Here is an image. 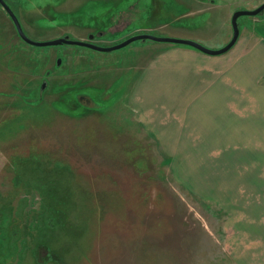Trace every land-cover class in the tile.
<instances>
[{"label":"rangeland","instance_id":"1","mask_svg":"<svg viewBox=\"0 0 264 264\" xmlns=\"http://www.w3.org/2000/svg\"><path fill=\"white\" fill-rule=\"evenodd\" d=\"M7 2L34 41L215 50L264 0ZM238 24L198 68L30 45L0 8V264H264V68H240L264 11Z\"/></svg>","mask_w":264,"mask_h":264},{"label":"water","instance_id":"2","mask_svg":"<svg viewBox=\"0 0 264 264\" xmlns=\"http://www.w3.org/2000/svg\"><path fill=\"white\" fill-rule=\"evenodd\" d=\"M0 5L2 6L5 13L8 15L10 20L12 21V24H13L18 36L23 41H25L26 43H28L30 45H34V46H55V45L66 44V45L83 46V47L91 48V49H94L97 51L108 52V51H112L115 49L125 47L128 44H130L136 40L151 39L154 41L170 42V43H176V44H181V45H187V46L193 47L196 50L201 51V52H203L207 55H211V56H218V55L224 54L227 51H229L235 45V43L238 40L239 32H240L239 24H238V18L240 16H243V15L255 16V15H259V14L263 13V11H264V3H262L260 6L254 8L252 10H236L235 12H233V14L231 16L232 36H231L230 40L221 48L213 50V49H208L205 46H203L202 44L195 42V41H191V40H187V39H177V38H171V37H159V36H154V35H150V34H136V35H133V36L127 38L126 40L120 42L119 44L109 46V47H101V46H98V45L92 43L90 41V39H92L93 35H90L89 40H86V41L85 40L84 41L73 40V39H70L68 37H62V38H57V39L47 40V41H34L25 35L15 12L9 7V5L5 2V0H0ZM57 63L60 64V60H58ZM45 85H46V83L43 82L41 89H43L45 87Z\"/></svg>","mask_w":264,"mask_h":264},{"label":"crops","instance_id":"3","mask_svg":"<svg viewBox=\"0 0 264 264\" xmlns=\"http://www.w3.org/2000/svg\"><path fill=\"white\" fill-rule=\"evenodd\" d=\"M261 35L263 36V41L261 43L260 42L258 43V47L252 48L251 50H249L247 52V54L249 56H246L245 61L241 62L240 68H264V35L263 34H261ZM237 42H238V40H237ZM237 42L235 43V45L237 44ZM259 49H262V50H259ZM178 53L179 54L182 53L181 56L182 55L184 56L186 51L184 49H180V48L179 49L169 48L168 50L166 49L165 51H161L159 54L157 53L154 57L165 56L167 61H168L167 68H174V67L175 68H182L183 66H185L184 64L188 60H186L183 56L182 57L181 56L176 57ZM224 54H221L218 56H212V58H204L205 59L204 63L196 61L201 65L198 68H206L207 62H209V61L215 62L217 57H220ZM214 58H215V61H214ZM159 62H164V61H159ZM190 86H192V85H190ZM190 86H188V88H190ZM193 87H198V83H195V85ZM190 100L191 99H189V101Z\"/></svg>","mask_w":264,"mask_h":264},{"label":"flooded vegetation","instance_id":"4","mask_svg":"<svg viewBox=\"0 0 264 264\" xmlns=\"http://www.w3.org/2000/svg\"><path fill=\"white\" fill-rule=\"evenodd\" d=\"M5 2L8 4V2H7V0H5ZM9 5V4H8ZM9 7L12 9V7L9 5ZM0 8L1 9H3L2 8V6L0 5ZM13 10V9H12ZM4 11V10H3ZM5 12V11H4ZM8 16V15H7ZM10 19V18H9ZM12 22V21H11ZM136 32H138V31H136ZM137 34H139V33H137ZM132 36L133 35H136V34H131ZM131 35H130V37H131ZM87 40H89V38L87 39ZM93 40H94V36L92 37V39H90V41L93 43ZM44 82L46 83V80H44ZM43 83V82H42ZM41 89V88H40ZM41 90H43V89H41Z\"/></svg>","mask_w":264,"mask_h":264}]
</instances>
